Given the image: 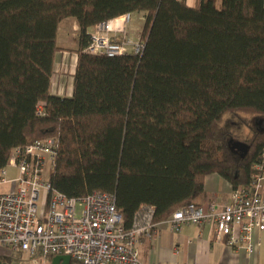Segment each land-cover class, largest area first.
I'll return each mask as SVG.
<instances>
[{"label":"trees","instance_id":"16d2710c","mask_svg":"<svg viewBox=\"0 0 264 264\" xmlns=\"http://www.w3.org/2000/svg\"><path fill=\"white\" fill-rule=\"evenodd\" d=\"M133 12L143 17L140 53L86 50L89 29ZM68 17L78 46L62 97L50 79ZM227 117L250 134L235 138ZM48 137L51 188L112 193L125 228L141 206L168 219L210 173L248 188L264 150V0H0V170L14 148ZM231 138L248 151L230 150Z\"/></svg>","mask_w":264,"mask_h":264},{"label":"built area","instance_id":"2783aa9c","mask_svg":"<svg viewBox=\"0 0 264 264\" xmlns=\"http://www.w3.org/2000/svg\"><path fill=\"white\" fill-rule=\"evenodd\" d=\"M131 18L125 13L93 26L86 50L106 56L140 53L143 39L140 30L130 31ZM43 106L40 102L38 113ZM56 148L54 137L16 147L0 170V182L8 180V166L16 170L12 188L0 193V246L24 252L31 264H42L38 257L51 260L56 255H68L76 264H141L138 244L155 235L153 209L141 206L125 228L112 193L93 191L75 198L52 189L49 176ZM254 168L251 186L232 189L220 207L210 202L204 212L188 203L164 221L173 231L185 224L212 223L217 240L225 237L227 245L251 253L252 234L264 230V150ZM39 202L44 208L40 216Z\"/></svg>","mask_w":264,"mask_h":264},{"label":"crops","instance_id":"0c3cea01","mask_svg":"<svg viewBox=\"0 0 264 264\" xmlns=\"http://www.w3.org/2000/svg\"><path fill=\"white\" fill-rule=\"evenodd\" d=\"M184 1L189 7L196 3V0ZM136 28L132 24L129 26L132 32L140 30L139 28L135 31ZM78 31L79 27L74 18H65L59 24L57 46L60 50L54 56L53 74L50 79L52 94L62 97H69L72 94ZM14 171L16 175V170ZM10 188L11 183L8 190ZM232 189V185L217 173L207 174L203 181L202 193L192 203L206 212L210 202H216L217 207L226 202ZM252 241L254 249L247 253L244 249L227 245L225 237L217 240L212 223L202 226L185 224L179 231H173L163 220L156 222L153 238L141 239L138 249L141 264H264V230L255 231L252 234ZM22 261H25L23 264H30L24 252L0 246L1 263L21 264Z\"/></svg>","mask_w":264,"mask_h":264},{"label":"rangeland","instance_id":"374dc122","mask_svg":"<svg viewBox=\"0 0 264 264\" xmlns=\"http://www.w3.org/2000/svg\"><path fill=\"white\" fill-rule=\"evenodd\" d=\"M132 25H134V27H137L135 29V31L137 29H141L142 27V24H143V18L141 16V13L140 12H133L132 14V18H131V23ZM65 54V53H64ZM67 61V59L65 60ZM56 74H58V72L56 71L55 72ZM70 85V83H68ZM257 121V120H256ZM258 122V121H257ZM262 122H258L257 127H261V124ZM226 124H227V127L228 129L231 131V133L235 136V138H245L247 137L249 134H250V131L242 124L238 123L235 119H233L232 117H227L226 119ZM254 126V127H255ZM243 141V140H241ZM7 181L6 182H0V193L1 192H4L6 190H8L9 188V183H10V179L15 176V171H14V168L8 166L7 167ZM43 206L41 204V202L38 203V216H40L41 214V211L43 210ZM38 260L39 262H41L42 264H50L51 260H50V257H47V258H41V257H38ZM30 261V260H29ZM25 261H22L21 264H23ZM31 264V262H30Z\"/></svg>","mask_w":264,"mask_h":264},{"label":"water","instance_id":"95a60500","mask_svg":"<svg viewBox=\"0 0 264 264\" xmlns=\"http://www.w3.org/2000/svg\"><path fill=\"white\" fill-rule=\"evenodd\" d=\"M229 146L230 150H232L234 153H239L241 156L244 155L248 149L249 146L246 142L238 140V139H229ZM0 264H5L1 263ZM50 264H76L71 263V260L68 255H56L51 258Z\"/></svg>","mask_w":264,"mask_h":264},{"label":"flooded vegetation","instance_id":"af4514ba","mask_svg":"<svg viewBox=\"0 0 264 264\" xmlns=\"http://www.w3.org/2000/svg\"><path fill=\"white\" fill-rule=\"evenodd\" d=\"M258 122H259V121H258ZM258 122L256 121L254 124H255V125H257V124H258Z\"/></svg>","mask_w":264,"mask_h":264}]
</instances>
